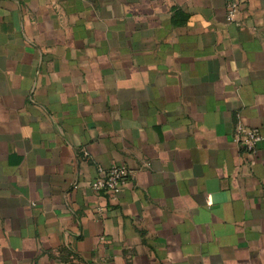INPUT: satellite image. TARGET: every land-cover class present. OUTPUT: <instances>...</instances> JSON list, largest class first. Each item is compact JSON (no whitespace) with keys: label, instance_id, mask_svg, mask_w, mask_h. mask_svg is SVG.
Returning <instances> with one entry per match:
<instances>
[{"label":"crops","instance_id":"obj_1","mask_svg":"<svg viewBox=\"0 0 264 264\" xmlns=\"http://www.w3.org/2000/svg\"><path fill=\"white\" fill-rule=\"evenodd\" d=\"M238 127L264 136V0H0V264H264Z\"/></svg>","mask_w":264,"mask_h":264},{"label":"built area","instance_id":"obj_2","mask_svg":"<svg viewBox=\"0 0 264 264\" xmlns=\"http://www.w3.org/2000/svg\"><path fill=\"white\" fill-rule=\"evenodd\" d=\"M236 3L230 2L227 5V21H234ZM264 139L263 134L256 128L238 127L235 135V142L239 148L249 155L256 153L257 144ZM100 176L95 178L90 186L96 192H104L111 195L120 194L130 183V171L124 165H110L98 167ZM104 264V263H101Z\"/></svg>","mask_w":264,"mask_h":264}]
</instances>
